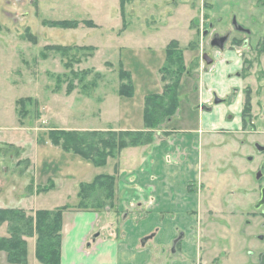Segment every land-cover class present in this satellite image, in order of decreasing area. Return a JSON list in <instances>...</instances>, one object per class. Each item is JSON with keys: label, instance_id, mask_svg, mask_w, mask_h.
<instances>
[{"label": "rangeland", "instance_id": "obj_1", "mask_svg": "<svg viewBox=\"0 0 264 264\" xmlns=\"http://www.w3.org/2000/svg\"><path fill=\"white\" fill-rule=\"evenodd\" d=\"M229 2L0 0V208H20L16 206L22 197L34 190L40 194L39 203L56 191L48 178L57 172L56 158L50 156L36 167L42 156L55 151L43 146L74 152L54 145L49 138L52 131L106 133L100 130L106 124L104 111H117L116 121L123 125L129 118L127 111L138 104L140 108L146 95L162 94L172 84L171 75L179 70V109L155 131L154 143L166 139L174 128L196 126L199 115L209 114L201 105L212 107L217 119L227 120L230 114L234 120L241 112V122L229 124H241L248 131L201 132L202 142L199 139L196 145L202 156L201 190L203 194L211 189L215 192L207 200L212 206L207 202L198 216L189 215L202 226L199 229L194 224V231H189L199 252L195 258L188 257L187 264L194 259L195 264H231L229 258L236 254L235 260L242 262L248 247L253 250L258 245L251 238L258 230L252 229L253 220L246 213L258 199L262 183L258 185L253 176L257 161L253 167L247 160V156L257 158L254 149L241 140L264 144V25L256 24L251 38L233 27L226 35L232 10ZM252 3L248 0L240 9H252ZM249 12L262 19L264 8L256 14ZM215 36H227L224 52L211 45ZM169 46L171 57L166 53ZM204 55L219 63L208 65ZM121 67L130 74V97L118 93L121 85L130 84L119 77ZM236 72L239 77L234 76ZM228 73L234 74L231 79ZM213 90L223 103L215 105ZM141 115L135 124L142 121ZM91 136L87 139L96 143L97 134ZM137 146L141 145L130 147ZM32 199L26 207L32 206ZM21 209L30 216L40 210ZM74 210L93 209L75 206ZM118 220H122L120 214ZM7 226L6 222L0 225V237L8 235ZM32 237L25 238L26 262L27 239ZM0 264H12L1 250Z\"/></svg>", "mask_w": 264, "mask_h": 264}, {"label": "crops", "instance_id": "obj_2", "mask_svg": "<svg viewBox=\"0 0 264 264\" xmlns=\"http://www.w3.org/2000/svg\"><path fill=\"white\" fill-rule=\"evenodd\" d=\"M227 1H230L232 9L229 21L235 20L238 24H243L249 30H246L247 38L253 37L254 26L264 25V15L262 19H257L248 12H262L264 3L253 0L252 9L242 11L240 5L243 6L248 0ZM228 29L227 25L225 30ZM259 36L264 37V34ZM223 49H218V52H224ZM206 63L213 66L219 62L212 59ZM233 75L228 73V78L231 79ZM234 76L239 77L240 73L236 72ZM211 93L215 105L224 102L214 90ZM142 107L141 102L140 108L138 104V107L127 111L129 118H126L127 122L123 125L116 121L117 111H104L102 118L106 124L100 130L144 129L142 121L135 124ZM201 108L209 114L203 117L199 115L196 126L185 130L174 128L172 134L158 143L122 149L114 156H109L101 166H96L78 154L62 152V149L52 148L49 144L43 146L55 151L53 155L42 156L36 167L52 156L56 158L54 165L57 172L48 177L53 182L51 189L56 188V191L51 198L39 203L37 200L40 194L34 190V194L32 192L22 197V202L16 207L53 210L66 205L73 208L63 213L60 264H187L188 257H196L199 249L196 248L193 232L189 231H194V224H198L200 229L202 222L190 219L189 215L198 216L207 202L212 206V201L207 200L215 192L212 193L213 189L210 188L203 194L201 190L203 165L200 148L196 145L200 143L202 133L214 132L216 129L222 133H238L236 130L240 133L243 130L241 124H229L231 121L241 122V112L234 120L232 115L227 114L226 120L217 119L212 107L201 105ZM134 118L136 119L132 121ZM177 119L182 121L180 116ZM51 164L53 165V161ZM99 175H111L115 178L112 205L103 212L74 210L79 201V184L89 183ZM30 198H33L32 206L26 207ZM119 214L122 218L120 221ZM192 226L194 227L191 228ZM175 238L181 241L179 250L181 249L184 258L176 257L170 251ZM27 242L26 264H41L35 257V238H29Z\"/></svg>", "mask_w": 264, "mask_h": 264}, {"label": "trees", "instance_id": "obj_3", "mask_svg": "<svg viewBox=\"0 0 264 264\" xmlns=\"http://www.w3.org/2000/svg\"><path fill=\"white\" fill-rule=\"evenodd\" d=\"M88 24L92 25L91 20ZM54 25L65 24L54 23ZM67 48L64 47L63 49L67 50ZM51 49L61 50L58 46H53ZM171 49L172 47L169 46L166 50L168 57L173 56ZM180 73L181 71L177 70L174 75H171L172 84L167 85L162 94L145 96L142 109L144 129L142 130H109L106 133L58 130L57 132L52 131L49 138L54 145L59 144L63 149L73 151L92 161L96 166L104 165L109 156H114L116 152H120L126 147L150 145L155 141V131L168 118L175 117L179 109L180 102L176 90ZM119 77L121 79L126 78L130 83L121 85L118 91L119 95L132 96L133 87L130 74L121 67ZM246 105L248 108L247 103ZM95 134L99 139L96 140V143H92L87 137ZM104 135L105 137H103ZM114 180V176L99 175L89 183L79 184L78 196L80 202L76 205L77 209L99 211L106 205L111 206L114 198ZM68 208L65 205L53 210L40 209L34 212V216L26 215V212L21 208H0V225L4 222L8 224V235L0 237V250L6 253L7 261L12 264L26 263L27 244L25 238L35 236L36 259L42 264H60L62 213Z\"/></svg>", "mask_w": 264, "mask_h": 264}, {"label": "flooded vegetation", "instance_id": "obj_4", "mask_svg": "<svg viewBox=\"0 0 264 264\" xmlns=\"http://www.w3.org/2000/svg\"><path fill=\"white\" fill-rule=\"evenodd\" d=\"M260 3L263 4L264 0H261ZM228 27L229 29L226 30V33H225L226 35L228 34L230 35L229 32L231 31L232 27L233 29H235L236 32L241 33V34L243 33L246 34L247 33L246 30H248L246 26H244L243 24H238L235 20H232ZM249 130H251V128H249ZM241 132L248 134V131L242 130ZM249 133H252V132H249ZM241 144L246 145V146H252L254 149V153L257 156L256 159L254 157L247 156V160L252 164L253 167H254L255 161H257L256 166L254 168L253 176L254 178L256 177V181L258 182V185L260 183L262 184L259 189L258 199H256L251 204L250 211L247 212L246 214H248V216H250L253 220L252 225L254 226L252 227V229H257L258 231L259 230L261 231L259 233L258 231L254 232L253 234L254 236L251 238L254 241L257 240L256 242H258V245L253 250H250V247H248L246 252L243 253L244 259L242 262L235 260L237 257V254L232 255V256L230 255L231 258L229 259H231V264H264V260H263L264 259V204L259 206L262 209L256 210L257 208H259L257 207V205L261 198V189L264 187V144L262 145L255 141L248 144L246 143L245 138L241 140ZM172 242L173 244L171 245L170 251L174 253L176 257L184 258V256L181 254V249L179 250L181 241H178V238H175ZM193 263H195V261Z\"/></svg>", "mask_w": 264, "mask_h": 264}, {"label": "water", "instance_id": "obj_5", "mask_svg": "<svg viewBox=\"0 0 264 264\" xmlns=\"http://www.w3.org/2000/svg\"><path fill=\"white\" fill-rule=\"evenodd\" d=\"M226 39H227V36H215L211 39L210 43L212 46L218 49H222ZM204 58L206 59L205 61H207L208 63L211 61V59L207 58L205 55H204ZM262 204H264V187L261 189V198H260V201L258 202L257 207H259Z\"/></svg>", "mask_w": 264, "mask_h": 264}]
</instances>
